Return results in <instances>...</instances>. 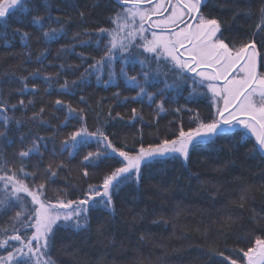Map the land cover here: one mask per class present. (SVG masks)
<instances>
[{
  "label": "snow or ice",
  "instance_id": "obj_1",
  "mask_svg": "<svg viewBox=\"0 0 264 264\" xmlns=\"http://www.w3.org/2000/svg\"><path fill=\"white\" fill-rule=\"evenodd\" d=\"M97 9L111 13L107 22L114 27L86 26ZM72 12L81 30L69 37L64 16L70 18ZM218 12L232 15L226 21ZM10 19H15L14 27ZM233 25L238 26L234 29ZM17 39L21 51L12 56L22 57V63L44 65L55 51L47 64L55 72L46 74L37 68L27 77L0 79V84L10 79L20 82L17 94L21 96L29 78L57 85L62 96L83 93L93 82L105 90L119 89L122 82L136 92L130 99L147 98L159 115L168 111L170 92L186 91L185 105L173 113L187 115L188 122L186 126L180 120L175 132L158 136L147 146L142 136L129 145L108 131L114 121L124 119L120 113L113 116L109 110L101 119V113L88 103L90 97L79 95L83 107L58 98L54 105L67 109L64 120L76 124L60 138L57 148L59 126L51 129L52 136L22 132L24 121L7 113L26 109V101L11 104L0 92V225H7L0 229V264H57L53 256L58 245L71 236L90 233L95 213L116 215V197L123 186L138 190L145 180L155 178L157 165L170 161L188 165L193 157L219 151L217 141H227L233 151L251 144L249 154L264 161V0H97L83 8L79 0H0V47L13 49ZM52 44L59 47L53 50ZM78 47L95 54L77 52ZM69 56L79 63H68ZM37 90L33 83L31 91ZM120 95V91L113 93L117 98ZM203 100L208 101L206 117L199 110ZM193 102L196 108L188 106ZM89 111L96 113L98 127H89ZM44 112L41 108L40 114ZM131 113V119H142L137 109ZM37 116L34 113L30 121ZM13 131L18 133L19 147L9 153L7 148L16 142L10 136ZM44 153L53 159L46 161ZM65 153L66 159H55ZM34 155L38 157L35 164L31 163ZM77 156L83 177L93 174L90 169H105L99 182L79 193L75 188L57 189L49 196L48 184L60 172L70 171ZM246 202L255 204L256 200L250 188L242 187L236 199L241 211L234 214L235 210L226 209L213 222L221 226L218 231L224 244L221 248V241L214 240L208 245V256L219 258L216 264H264V201L259 215ZM244 211L253 214L244 218ZM106 223L100 219L97 231H105ZM237 224L246 236L236 234ZM230 236H234L233 243L243 242L245 247L229 248Z\"/></svg>",
  "mask_w": 264,
  "mask_h": 264
},
{
  "label": "trees",
  "instance_id": "obj_2",
  "mask_svg": "<svg viewBox=\"0 0 264 264\" xmlns=\"http://www.w3.org/2000/svg\"><path fill=\"white\" fill-rule=\"evenodd\" d=\"M76 3V0H72ZM97 0H79L81 7L88 3H95ZM222 7H232V5H222ZM259 4L253 5V11H256ZM60 15V13H54ZM222 15L227 21L231 17L230 12H223ZM110 12L97 9L93 12L91 18L86 21L88 28L96 25L100 27H114L107 22ZM68 25V36L71 37L81 28L79 18L75 12L71 17L64 16ZM9 23L14 27L15 19H10ZM249 24L251 23L248 22ZM240 24L247 27L244 21ZM238 25H233L235 29ZM85 40L89 37H84ZM13 49L0 47V79L5 75L9 78L14 76L27 77L28 73L43 68L46 74L56 71L54 67H48L47 64L55 51L49 56L44 65L36 63H22L23 58H13L12 52L19 53L21 48L18 39L13 42ZM50 47L54 50L59 47L52 44ZM33 47V52L37 51ZM77 52L91 53V49L77 48ZM95 54V53H91ZM35 56H33V60ZM68 63L75 64L79 61L74 56L67 57ZM59 63V62H56ZM119 65H117V68ZM75 77L69 76V79ZM28 89L24 95L18 93L22 84L10 79L8 82L0 84V92L3 93V99L10 100L11 104H16L20 99L26 101V109H19L13 113L9 111L8 116H15L17 120H23L25 127L22 132L38 134L40 136H52V128L59 126V137L56 140V146L59 148L60 138L64 133L72 130L75 120L65 121L67 109L59 110L54 105L56 99L70 101L74 107H83L78 103L79 95L83 94L90 97L88 103L101 113V119L111 110L113 116L120 113L124 119L115 122L114 127L108 129L109 132L116 133V140H126L129 145L143 138V143L147 146L154 143L156 138L161 135L170 134L177 130L176 124L183 120L187 126L188 116L181 113L175 115L173 110L179 106L185 105L188 92H170L169 102L165 105L168 111L164 114L155 112V104H149L147 98L143 100H132L136 95L135 91L127 90L121 82L120 88H111L105 90L102 86L94 82L91 87L84 90L83 93L75 95H59L58 86L49 85L42 79H28ZM38 86V90L31 91L32 84ZM192 87L191 82L188 85ZM155 89H153L154 91ZM115 91H120L121 95L117 98L113 96ZM157 97V102L159 101ZM27 101H32V106H27ZM208 101L203 100L199 103V110L203 116L208 115ZM196 108L197 103L188 105ZM45 112L40 114V109ZM137 109L142 119H131V109ZM38 114L37 119L30 121L33 114ZM89 127L99 126L96 119V113L88 112ZM66 125V126H65ZM18 133L13 131L10 136L16 142L7 148L9 153L19 147L17 140ZM30 146V141H25ZM219 151L213 150L198 157H193L190 164L184 165L179 161L168 162L165 165H157L154 169V177L147 179L138 190L128 186H123L116 197L117 212L114 217L107 216L106 213H95L92 220V229L90 233L74 235L66 239L64 244L58 245L53 259H57V264H216L218 257L210 258L208 256V245L215 241H221L219 247L223 248V237L219 235L222 231L218 221L225 215L226 209L235 210L238 214L236 199L240 194L242 187L251 189L256 200L255 204L246 202L248 209L255 208L259 215L261 201L264 196V161H261L259 155L249 154L251 144L246 148H240L233 151L227 145V141H217ZM49 148L52 144L49 143ZM43 151V149H41ZM64 156L55 159H66ZM37 156H33L31 163L35 164ZM44 159L47 161L53 159L47 153H44ZM80 157L72 160L70 171L60 172L58 177L48 184V195L52 196L57 189H67L71 191L75 188L77 193L81 189H87L89 184L99 182L100 174L105 170L103 167L90 171L93 174L90 177H83L78 164ZM215 201V203H214ZM253 213L244 211V218ZM106 219L104 225L105 231L98 232L100 219ZM6 219V218H5ZM7 225H0V229ZM251 226V225H249ZM219 230V231H218ZM236 234L246 236L238 226H235ZM140 237H143L141 240ZM234 236L228 239V247H245L243 242L233 243ZM65 246L70 250L65 251ZM227 254V253H226Z\"/></svg>",
  "mask_w": 264,
  "mask_h": 264
}]
</instances>
